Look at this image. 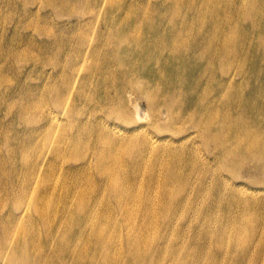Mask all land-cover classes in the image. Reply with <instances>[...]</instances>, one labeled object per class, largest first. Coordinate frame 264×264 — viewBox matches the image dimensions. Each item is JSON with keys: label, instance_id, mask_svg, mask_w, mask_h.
Masks as SVG:
<instances>
[{"label": "rangeland", "instance_id": "374dc122", "mask_svg": "<svg viewBox=\"0 0 264 264\" xmlns=\"http://www.w3.org/2000/svg\"><path fill=\"white\" fill-rule=\"evenodd\" d=\"M117 1L0 0V160L16 179L13 188L0 186L2 254L12 246L17 263L26 251L31 264L42 255L64 264L66 242L69 259L77 255L79 264H264V161L227 164L212 142L228 113L234 123L255 114L254 134L264 135V76L257 106L243 112L246 103L234 93L225 105H208V116L218 120L205 125L198 107L170 88L181 82L166 73L181 43L161 46L165 74L155 76L163 103L153 111L140 81L121 87L133 82L115 55L110 74L90 70L112 21L126 14L111 9ZM146 1L151 16L166 9L165 0ZM210 1L240 21L251 3L245 14L252 19L236 28L226 21L228 45L236 38L226 48L224 38L210 43L214 21L208 32L199 29L198 7L182 11L191 30L199 29L195 51L208 50V80H187L183 94L193 92L190 100L198 103L223 82L219 99L235 86L250 98L254 65L264 75V0ZM260 53L263 62L256 63ZM196 62L186 61L187 70ZM103 149L106 159H100ZM43 188L64 196L47 195L38 209ZM53 205L56 216L46 213ZM2 254L0 264H8Z\"/></svg>", "mask_w": 264, "mask_h": 264}, {"label": "bare ground", "instance_id": "6f19581e", "mask_svg": "<svg viewBox=\"0 0 264 264\" xmlns=\"http://www.w3.org/2000/svg\"><path fill=\"white\" fill-rule=\"evenodd\" d=\"M166 2V9L163 10L159 16L153 15L149 13V10L152 9L149 7V3L146 0H133L128 2V0H118L117 2H112L111 9L115 10L117 14H123L126 12L125 15L115 17L113 25L111 27V31L107 38L104 40L105 43L102 45L101 50L97 52L100 56L98 59H95L90 67L91 72H98L102 75L110 74L113 72V68L109 65V60L113 55V57L117 60V65L120 68L121 72L125 76V78L133 83H129L130 85H122L121 87L132 86L135 83V80L141 82L140 92L143 95L148 96L151 102V108L153 111H158L161 104L163 103V98L161 97V80L160 77H156L155 75H162L165 74L162 71L161 65H165L163 62V54L158 50V47L161 46H178L179 49L176 51L178 54L174 56V64L173 66L167 70V74L176 76V79H179L181 82H172L170 85L171 90L175 91L177 95H181V99L183 100L186 98L185 104L187 106L198 107L197 114H200L205 125H208V122L216 123L215 120L217 116L215 114H210L208 116V112L205 109L209 106H214L216 104L225 105L226 101H231V96L234 93L238 94V97L243 99L246 103L243 112H248L252 109L250 104H253V107L257 106L258 104V97L257 91H260L262 85H260V79L262 71L260 68L254 65L252 73L253 75L249 76V82H251V89L254 91V94L250 96V98L242 97L240 93H238V87L235 86L233 88V92L228 94L224 99H219L218 93L224 90L223 82H219L218 84L214 85V89L216 90L208 98V90L206 92V98L199 100L196 103L194 100H190L194 93L189 92L183 94V90L185 89V84L187 80L192 79L195 81L196 85H199V82L203 79L208 80V50H205L201 53L195 51L197 43L201 42V37L198 35L199 29H205L208 32V26L212 28H216L214 31V38L210 40V43L213 42L217 38H224L227 42L226 48L230 45H234L236 42V38H233L230 42L231 44L228 45L229 41V34L224 29L226 27V21L234 25V27H238L243 22L247 23V19H252L251 14L248 16L245 14L248 11V8L251 7V3H248L243 8V16L245 19L243 20H236L234 16L228 17L224 12L219 10L218 4L215 2H211L210 0H165ZM129 3V4H128ZM68 2H64V6L62 5V10H65V6H67ZM71 5L69 6V8ZM193 7H198L200 11V25L199 29L196 31L191 30L189 25V18L188 16L183 15L182 11L184 9L191 10ZM170 18V28L165 26V21H168V17ZM208 17L211 19L208 20ZM211 21L215 23L211 26ZM167 30V31H166ZM151 33H148L150 32ZM216 31H218L216 33ZM191 32V34H189ZM241 38V37H240ZM208 45V39H207ZM253 48V46H252ZM262 53L255 55L256 63L262 61L260 59V55ZM246 56V55H244ZM195 57L198 59L191 70H187L186 68V61ZM61 59L60 57H57ZM183 59V60H181ZM54 64L58 65V61H53ZM262 68L264 69V62ZM134 75V77L132 76ZM148 75H153L152 78H149ZM122 79V78H121ZM120 84H116L115 87ZM153 86L154 91L151 94H148ZM189 91V90H188ZM183 94V95H182ZM180 99V100H181ZM238 117V116H237ZM224 121L221 124H217L215 128V137L213 138L212 142L218 144L220 146V150L224 153L223 157L227 164L239 167L241 165V160H247L252 162H260L264 161V135L256 136L253 131L252 124L256 123L257 116L255 114L250 115V122L247 123L245 119L239 120L237 123H234L233 117L230 113L224 114L222 117ZM241 123V124H240ZM84 131V128H81ZM241 130V131H239ZM82 134V133H81ZM76 134L73 139L77 140L80 139ZM83 135V134H82ZM218 141V142H216ZM237 143V144H233ZM235 146V148H233ZM60 149L56 147V151ZM100 152V159H106L107 156V149L99 150ZM235 153H238V157L234 156ZM0 186L5 188L7 185L10 189L13 188L16 184L15 175L13 169L6 161L0 160ZM106 172V171H105ZM5 179H7L5 181ZM29 185H26L25 189H28ZM73 186V185H71ZM67 191L69 193L72 190L69 188ZM50 195L54 197V199H59L63 195V193L54 195L49 193L46 188L40 190L41 199L35 202L37 208L39 209L40 201L45 196ZM23 197L25 198V193H21V195H17L15 197V202L17 205H20V201ZM81 195H79V198ZM59 206V205H58ZM33 207V205H31ZM68 207V206H67ZM79 207H82L79 205ZM87 207V206H86ZM58 207L53 205V208L50 209L49 212H46L50 216H56V209ZM48 218V216H46ZM84 219H81L78 224L82 223ZM85 238L84 236H82ZM7 239L6 235L4 240ZM3 240V241H4ZM2 241V242H3ZM67 245L64 249L65 254V261L64 264H79V259L77 255L73 256V261L69 259L72 255L69 252V247ZM5 246L0 244V254ZM14 250L12 246L7 249L2 255L6 258L8 264H31V259L26 255V251L22 254L26 256V260L22 261L21 263H17L14 260V256H12ZM13 258V261H12ZM46 256H41L37 264H60L56 260H51L46 258ZM12 261V263H11Z\"/></svg>", "mask_w": 264, "mask_h": 264}]
</instances>
